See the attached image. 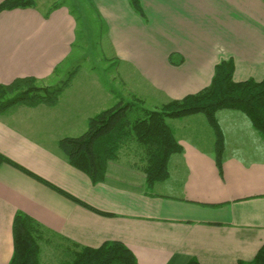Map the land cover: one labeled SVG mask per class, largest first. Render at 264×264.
Here are the masks:
<instances>
[{
  "label": "crops",
  "instance_id": "crops-1",
  "mask_svg": "<svg viewBox=\"0 0 264 264\" xmlns=\"http://www.w3.org/2000/svg\"><path fill=\"white\" fill-rule=\"evenodd\" d=\"M87 1L108 23L116 58L161 105L209 85L225 59H234L237 80L264 77V0H141L142 12L131 0ZM54 2L0 12V83L35 76L54 84L79 34L73 12ZM118 94L81 67L56 105L19 104L0 114V153L33 174L0 163V264L12 259L18 211L47 227L44 242L59 239L68 251L122 240L139 264L253 259L264 244V137L250 118L234 109L218 112L226 136L222 171L214 133L196 114L171 121L184 150L171 156L167 180L147 185L135 147L109 160L105 180L95 183L59 143L83 134Z\"/></svg>",
  "mask_w": 264,
  "mask_h": 264
},
{
  "label": "trees",
  "instance_id": "trees-1",
  "mask_svg": "<svg viewBox=\"0 0 264 264\" xmlns=\"http://www.w3.org/2000/svg\"><path fill=\"white\" fill-rule=\"evenodd\" d=\"M57 3L58 1L53 3V8L58 7ZM131 4L142 12L141 0H131ZM36 6L37 0H3L0 2V12ZM80 68L81 65L78 64L69 70L60 83L53 85L43 84L45 82H40L35 76L18 77L10 83H0V114L19 104L56 105ZM235 70L234 59L222 60L216 64L209 85L181 98L170 99L159 108L146 107L143 99L137 96L126 101L119 95L121 100L114 106L89 119L88 129L83 134L64 137L59 145L73 166L98 183L105 180L109 160H118L122 147L135 140L140 150L137 154L142 155L144 161L147 185L152 187L169 178L171 156L184 150L170 120L203 114L214 133L216 163L222 171L226 136L218 118L220 110L234 109L245 113L254 129L264 137V77L259 80H237ZM2 162H8L32 174L0 153V163ZM38 179L67 197L98 211L59 187ZM46 230L47 227L41 222L18 211L13 221L14 253L9 264H42L41 243L46 238ZM75 246L69 253L70 259L59 264H139L133 251L122 240H107L99 247ZM186 264L201 263L192 258ZM239 264H264V244L253 259L239 261Z\"/></svg>",
  "mask_w": 264,
  "mask_h": 264
},
{
  "label": "rangeland",
  "instance_id": "rangeland-1",
  "mask_svg": "<svg viewBox=\"0 0 264 264\" xmlns=\"http://www.w3.org/2000/svg\"><path fill=\"white\" fill-rule=\"evenodd\" d=\"M54 1H58V7L64 5L68 6L79 24V34L74 47L75 50L66 64L61 67L62 70L59 74L57 73V77L53 78L54 84L60 83L67 76L69 70H72L80 64L86 71H94L99 74L108 88H115L119 93L118 95L127 97L124 100H132L137 96L143 99L144 105L148 108L154 109L161 107L160 100L156 98L152 91L149 90L148 87L135 76V73L128 68L131 66L120 62L116 58L111 40L108 38L109 25L95 12V8L92 6L91 1ZM169 6L173 7L171 4ZM162 15L165 14L162 13ZM157 19L158 17H155L151 25L156 26ZM119 97L118 101L121 100ZM171 121L173 120H170V122ZM135 147H139L138 143L135 140L129 141L122 147L120 154L128 153L130 149L134 150L133 153H135L136 151L133 149ZM45 237H48V235H45ZM42 242V264H59L63 260L70 259L71 253L69 254L70 251L64 248V242H61L59 239L56 241L53 240L51 244H47L44 241Z\"/></svg>",
  "mask_w": 264,
  "mask_h": 264
}]
</instances>
